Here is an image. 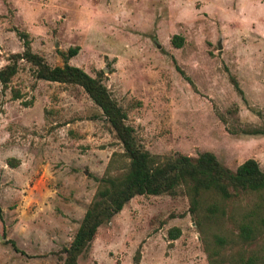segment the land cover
Wrapping results in <instances>:
<instances>
[{
	"label": "rangeland",
	"instance_id": "rangeland-1",
	"mask_svg": "<svg viewBox=\"0 0 264 264\" xmlns=\"http://www.w3.org/2000/svg\"><path fill=\"white\" fill-rule=\"evenodd\" d=\"M18 32L51 66L102 70L150 153L211 151L230 169L247 158L264 169V134L243 132L264 127V0H0V68L23 50ZM114 152L80 86L38 79L20 60L0 83V264H61ZM204 236L184 194L136 195L78 264H133L137 250L138 264H209ZM250 249L264 252V236Z\"/></svg>",
	"mask_w": 264,
	"mask_h": 264
},
{
	"label": "trees",
	"instance_id": "trees-1",
	"mask_svg": "<svg viewBox=\"0 0 264 264\" xmlns=\"http://www.w3.org/2000/svg\"><path fill=\"white\" fill-rule=\"evenodd\" d=\"M18 34L23 50L11 54L9 63L0 68L2 86L12 80L22 59L33 66L38 79L80 86L100 108L123 149L122 153H113L71 242L61 250V264H78V258L89 251L99 227L110 222L134 196L179 193L188 198L194 220L205 235L209 264H264L263 250L250 249L253 242L264 236V169L256 159L247 158L233 170L211 151H203L195 158L150 153L137 142L133 127L126 123V112L104 84L102 70L91 76L67 61L51 66L41 54L31 50L26 32ZM171 42L180 46L182 37L175 34ZM77 50L78 47L69 48L64 59ZM230 80L242 94L238 81L233 76ZM20 96L16 90L13 97ZM243 132L264 134V127L244 128ZM226 221L234 231L224 226ZM180 233L178 227L169 230L172 239ZM139 259L137 250L133 264H138Z\"/></svg>",
	"mask_w": 264,
	"mask_h": 264
}]
</instances>
